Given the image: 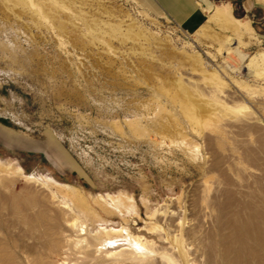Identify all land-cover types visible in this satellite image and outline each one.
Instances as JSON below:
<instances>
[{
	"label": "rangeland",
	"instance_id": "obj_1",
	"mask_svg": "<svg viewBox=\"0 0 264 264\" xmlns=\"http://www.w3.org/2000/svg\"><path fill=\"white\" fill-rule=\"evenodd\" d=\"M215 2L202 24L189 28L139 0H0V244L14 255L12 263L39 212L63 224L65 212L76 214L88 234L93 224L118 231L123 218L139 231L154 222L171 232L169 214L179 199L181 218L189 219L185 230L209 216L195 228L203 229L194 236L203 252L212 235H228L213 229L210 218L219 214L209 205L222 199L224 179L235 186L242 179L211 168L217 154L233 150L244 156L247 176L261 177L249 162L255 150L253 163H264V0ZM219 39L227 42L221 53ZM200 63L205 73L192 71ZM176 77L214 109L202 126L187 119L169 88ZM138 123L143 136L132 131ZM178 131L182 140L174 139ZM232 190L258 193L247 183ZM121 196L135 217L115 214ZM16 197L33 207L15 209ZM156 209L159 222L148 216ZM65 226L68 239H76L78 231ZM40 232L23 241L38 247V263L48 257ZM201 253L190 260L205 264ZM155 256L158 263L132 255L112 264H168L169 255Z\"/></svg>",
	"mask_w": 264,
	"mask_h": 264
},
{
	"label": "bare ground",
	"instance_id": "obj_2",
	"mask_svg": "<svg viewBox=\"0 0 264 264\" xmlns=\"http://www.w3.org/2000/svg\"><path fill=\"white\" fill-rule=\"evenodd\" d=\"M17 1L18 0H7V3H17ZM18 5H21L22 7L26 6L23 2H19ZM131 34L133 37L137 36L134 33ZM219 40V52L221 53L224 49L222 41L225 43L227 42L223 39ZM242 58H245V56H242ZM252 65H254V62L250 64V66ZM192 67V71L194 70L204 72L201 63L197 64L196 66L193 65ZM258 73L259 71L257 70L256 74ZM182 81L183 80L176 77V79L171 81V83L170 81L166 83L169 84V88L173 87V89L176 90L177 93H174V96H177L180 101H183L180 102L182 104L181 109L184 111L187 119H189L196 127H200L202 124H205L204 122H206L207 116L212 115L214 109H209V107L203 102L194 98L189 88ZM133 126L135 127V129L132 130L133 132L142 136L146 134V129L143 123L133 124ZM183 137V134L178 131V134L176 138L174 137V139L182 140ZM174 139L172 141H174ZM178 142L175 144H178ZM182 145L184 144H179V146ZM184 152L186 153V151ZM217 155L216 161L211 168L212 171L219 172V170L222 168L220 171L226 172L225 174L229 173L230 175L234 174L235 176H239V179H242V184L240 183V185L235 186V184L231 181L232 179H224L226 186L221 190L220 193L222 199L219 202H217L215 199L213 202L214 207L209 205L211 211L215 212L214 209H217L219 214L218 217L213 218L211 216L210 218L212 219L211 225L213 229L218 231L227 230L229 233L228 235L221 236L218 239H216V235H212L210 244L205 247V252H203V249L199 247L200 244L197 245V241L199 243L203 240H195L194 236L196 231L203 230H196L195 228L205 227L206 223L208 224L209 216H205L204 219L201 218L202 220L200 219L196 226L185 230L186 223L189 222V219L188 222H186L185 218H181L182 205L178 199V208L169 214L171 223L169 226L171 227V232L166 231V229H164L162 226H159L157 223L155 224L154 222H150V226L147 228V230L139 231L135 228H132V226L129 227V224L132 221H129L127 218H123V225L119 224L120 229L118 231H116L114 225L99 226L98 224H93L92 227L89 228V232H91V234H88L87 228L83 224H79V217L75 213V215L70 217L71 214L69 215L67 212L64 214V212H62L65 215H63V224V221H61L62 223L59 222V218H52L46 212H39V214L36 215L37 220L28 222L30 228L27 232L23 233V236L20 239L21 253L18 254V264H59L60 262H62V264H65V262H68L69 264H91L90 262L93 264H112L118 259L120 260V258H130L132 255L137 256V258H139L138 261H142L144 263H158L156 258L157 256H155L156 254L161 255L163 258L165 257L164 255H169L171 258L169 257V260H167L168 258L166 259L168 264H198L196 260L193 261L194 258L191 261L190 256L193 255L194 257H197L200 255V252H202V257L205 256V264H214L215 258L217 256L219 257L221 264H262L260 262V258L262 255L264 256V163L259 165L253 163L252 159L256 157V151L253 150L250 155L251 161L249 162V168L251 166L253 169L258 168V170L261 171V177L255 180L254 176L249 174L247 176L249 169H245V166L247 167V165L243 164V162L241 164V161H245L244 156L241 155V153L232 150L229 155ZM241 156H243V158H241ZM189 158L193 160L194 156L191 155ZM238 166H240V168H237ZM222 177L224 176L222 175ZM231 178H233V176ZM244 183L251 185L252 189L258 193L252 196H238L235 192H233L232 186L242 187ZM121 198L122 196L115 203L117 206V210L114 211L116 212L115 214L124 216L126 214L133 215L134 212H137L135 209H130L129 205L127 206V202H125L126 199L124 201L122 200L124 198ZM16 199L17 203L13 205L15 209L24 208L25 210H28V207H33V205L29 204V202L25 198L23 199V197H16ZM127 207L130 209L129 212ZM131 208H133V206ZM207 212L208 211H206V213ZM82 214L87 216V219L92 222L90 215L86 213ZM148 216L151 218V221L156 219L159 222L157 209L156 211L154 210V212H149ZM53 219H55V221H57L56 223L59 225L54 224ZM65 224H68V227H72L71 229L78 231V236H76V239H68L65 231ZM36 229H38V231L39 229L42 230V232H40V236H38V240L39 242H43L41 245L47 249L48 255L46 261L42 260L39 263L37 258L34 256V252L38 247L36 248V246L33 244L30 245L28 242H23L26 239L33 240L34 238L37 240V238L34 237V232ZM163 231H166V235H163ZM96 235L106 238L105 242L95 243L92 239ZM48 239L50 240V243H48ZM125 239L130 241V243L123 244L122 242ZM170 240H172L175 247L169 246ZM188 246L195 248V252L191 251V253V249L189 250ZM72 255H81L82 262H79V259L76 257L75 259H72ZM13 256L14 255L6 252V247L3 244H0V264H14L12 263ZM55 258L59 259L60 262L54 261ZM163 261L164 259H161V262Z\"/></svg>",
	"mask_w": 264,
	"mask_h": 264
},
{
	"label": "crops",
	"instance_id": "obj_3",
	"mask_svg": "<svg viewBox=\"0 0 264 264\" xmlns=\"http://www.w3.org/2000/svg\"><path fill=\"white\" fill-rule=\"evenodd\" d=\"M149 11L168 15L177 23L194 28L205 19L206 13L216 6L215 0H139Z\"/></svg>",
	"mask_w": 264,
	"mask_h": 264
}]
</instances>
